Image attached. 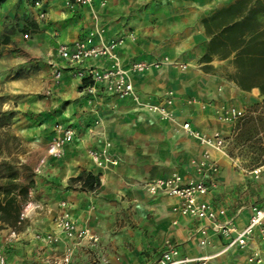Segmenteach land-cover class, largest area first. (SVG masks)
Returning a JSON list of instances; mask_svg holds the SVG:
<instances>
[{
    "label": "crops",
    "instance_id": "1",
    "mask_svg": "<svg viewBox=\"0 0 264 264\" xmlns=\"http://www.w3.org/2000/svg\"><path fill=\"white\" fill-rule=\"evenodd\" d=\"M30 1L0 0V81L5 82L0 95L15 102L12 110L31 118L28 127L35 136L26 144L31 151L18 159L19 165L31 168L36 175L31 186L39 200L35 204L42 208L36 214L41 215L33 222L31 210L26 219L41 230L26 235V230L20 229L25 219L15 230L17 238L7 243L11 229L0 227L5 264H53L66 248L73 249L71 243H60L53 245L58 257H52L49 250L39 253L48 245L36 236L56 232V222L54 226L52 220L62 199L79 228L99 235L102 254L110 264L152 262L159 257L164 239L176 244L182 257H211L206 264H250L247 258L252 251L259 252V264H264V242L257 231L243 248L233 246L223 251L235 232L223 237L210 230L207 222L174 214L176 199L148 196L142 187L148 180L173 174L185 181L194 180L195 167L207 153L217 164L218 173L216 188L205 199L225 211L217 221L232 219L235 231H241L251 209L264 205V178L254 180L251 174L236 170L226 154L198 144L179 126L188 122L203 134L217 132L229 138L233 126L219 121L217 110L230 103L243 109L257 101L255 90L241 91L218 73H204L193 57V61L186 59L202 39L200 19L237 0H93L91 6L74 11L66 8V0H34L39 2L37 7ZM19 30L28 35L27 41H21ZM117 38L122 43L115 57L123 68L133 62H155L164 57L189 65L186 70L166 64L142 74H130L138 103L157 104L171 94L172 104L167 111L173 112L176 122L160 120L140 110L136 101L107 96L101 89L88 95L74 75L75 68L56 57V48L61 44L86 41L88 46H96ZM53 63L63 66L57 84L52 78ZM113 63L105 57L89 62L98 68ZM98 120L96 132L89 135L87 130ZM57 124L71 127L74 138L65 146L62 158L55 160L48 151L45 155V143L50 135L54 136ZM102 133L112 143L118 164L103 172L102 191L94 200L97 211L89 213L87 197L67 188L71 178L98 172L86 150L102 145ZM44 156L48 157L39 160ZM28 198H32L30 192ZM202 226L207 228L203 247L198 244L202 237L197 233ZM142 251L147 252L148 260L142 259ZM80 253L81 248H77L70 264Z\"/></svg>",
    "mask_w": 264,
    "mask_h": 264
},
{
    "label": "built area",
    "instance_id": "2",
    "mask_svg": "<svg viewBox=\"0 0 264 264\" xmlns=\"http://www.w3.org/2000/svg\"><path fill=\"white\" fill-rule=\"evenodd\" d=\"M93 0H67L66 7L70 11L84 6H91ZM103 4V3H102ZM39 6V2H34V7ZM43 17V15H40ZM26 37V36H25ZM91 37V34L89 35ZM121 40L115 39L107 43L96 46H88L86 41H76L72 44H61L56 48V57L65 65L75 68L74 75L81 83V88L88 95H94L97 89H101L107 96H114L118 99H131L136 101V93L130 81V74H142L152 68H159L162 65L169 64V60L164 57L155 62H133L126 68H123L116 62L115 50L121 44ZM108 58L114 63L107 68L93 67L89 64L90 61L98 58ZM52 78L57 84L62 75L63 66L58 63L51 64ZM181 70L185 69L184 65H180ZM83 81L87 84L83 86ZM172 104L171 94H168L163 104L158 107H152V111L159 113L163 117H169L167 107ZM221 122L234 123L243 117V109L238 108L235 104L230 103L227 106L221 107L215 113ZM182 132L194 139L198 144L226 154V149L230 144L229 138H223L219 133L215 132L211 135L203 134L190 125L184 122L181 125ZM74 138V131L71 127L57 124L54 127V136L51 138L48 146L49 156L55 160L62 158L64 148L71 143ZM89 157L98 170L97 179L100 185V179L106 170L114 167L118 163V159L112 152V146L109 142H105L101 147L92 149L89 152ZM197 177L194 180L185 181L183 177L173 174L165 178H157L148 180L143 184V191L151 197L163 195L177 200V205L172 208V212L182 217L191 218L196 221L207 222L210 224V230L223 237H229L235 232V236L226 244L223 251L228 250L233 246L243 248L248 239H250L257 231L258 238L264 242V205L261 207H253L251 215L246 226L236 232L232 224V219L227 221H217L218 218L225 216V211L222 208H216L205 197L216 188V174L218 173L217 164L209 159L207 153L203 159L199 161L195 167ZM258 171H254L257 174ZM41 205L26 203L23 205L19 223L21 224L27 217L29 211H41ZM56 228L63 234L66 239H87L96 241V237L88 230L78 228L75 222L71 219L65 203L60 204V212L56 219ZM197 233L201 235L199 246L203 247L206 244L207 228L200 227ZM17 233L10 230L7 243L15 240ZM36 238L45 243L52 244L58 241L55 234L37 235ZM72 251L66 248L59 259L54 260L53 264H68ZM211 257H182L176 244L165 242L163 249L157 259L147 264H206ZM6 258L4 251L0 250V264H5ZM250 264H259L261 258L258 251H252L247 258Z\"/></svg>",
    "mask_w": 264,
    "mask_h": 264
},
{
    "label": "rangeland",
    "instance_id": "3",
    "mask_svg": "<svg viewBox=\"0 0 264 264\" xmlns=\"http://www.w3.org/2000/svg\"><path fill=\"white\" fill-rule=\"evenodd\" d=\"M66 2H65V6H66ZM29 3L31 5L33 4L34 6V0H31ZM217 11L219 10H215L214 12L200 19V26L202 28V39L199 40L197 48L189 52L191 53V56H189L186 59L192 60L191 57H193L194 61L198 64L199 68L204 73L207 74L218 73L223 77H225L226 80L231 81L241 91L250 92L251 90H255V92L257 93L256 95L257 101L250 106L243 107V111H244L243 117L235 121L234 123H229L232 124L233 131L229 137L230 144L226 149V155L231 160L234 168L242 172L243 174H251L253 179L257 180L260 178H264V95L261 94L260 90L257 87L245 89L238 86L237 80H239V78H242V80L243 79L249 80L252 78V75L247 72L245 73L239 72V69L237 68V65L235 63V53L229 55H219V56L216 55V41L213 44H210L212 35L209 36V33L207 31L208 29L206 28L207 26L206 23L210 20L212 16L216 15ZM215 25H216V18L214 22L209 21L210 31H215V27H214ZM18 33L21 41H27L28 35L25 34L23 30H19ZM166 58L169 60V65L171 66H175L179 68L180 65H184L185 66L184 70H186L189 67V65L185 62L179 63L171 60L168 57ZM2 76H4V74ZM4 88H5V82L0 81V91L3 92ZM164 101L165 98L160 100L159 103L157 104H144V103H138L137 101L136 104L139 105L138 107L140 108V110H143L148 114L157 116L160 120H166L168 122H176V118L173 112L169 111L170 114L169 117H163L159 113L152 111L151 109L152 107H158L161 104H163ZM12 103L10 97H5L4 95H0V157H6L14 163L16 171L19 175V179H18L19 183H21L22 186L28 187L27 198L23 205H25L26 203L35 204L39 202V200L35 198V191L32 190V186H28V184L30 182L32 184L33 177H35L36 175H34L31 172V168L29 169L28 167L19 165V159H18L19 157L24 158V156L27 155V152L31 151L29 148L27 149L26 144L28 141L30 143L34 139L35 135H32L30 131L32 129L28 127V124L31 122L30 116L27 113H20L18 110H14V109L12 110L11 109L12 105L13 107H16L15 102L12 101ZM182 123H180L179 126H181ZM96 125H99V120L94 123V126L92 128H89L87 130V133H89V135L94 134L96 132L95 131ZM12 137H16L17 140L16 141L12 140ZM102 139H103L102 145L105 142H109L112 146V143L108 139L103 137V133H102ZM50 141H51V135L48 138V141L45 143L46 146L45 155L47 154ZM90 150L92 149L89 148L86 150V155L89 159H90L89 157ZM47 157L46 156L40 157L39 160L42 159L45 160ZM254 171H258V173L254 174ZM93 175L96 176L97 173L95 172ZM101 188L102 186L99 185V187H97L94 191H82L78 188V186H75L70 183L67 189L77 194H82V195L84 194L88 199L86 202L87 212L94 213L97 211L94 200L96 197H99L102 191ZM29 192L32 194V198L30 199L28 198ZM62 202L65 203L71 219L75 221L74 218H72L71 216L67 202L62 199L55 207L56 216L52 220L53 225L56 222V219L59 215L58 211L60 209V204ZM33 213L35 218L32 216L30 217V219H32V221L35 222L34 220L36 218H39L41 213L36 214L37 211H34ZM20 229L21 230L25 229L26 230L25 232L27 233L26 235L33 234L34 232L41 230L37 226H35V223L29 224L27 219L25 221V225L21 226ZM82 229L88 230L87 228H82ZM55 230L56 232L53 233L58 237V241L56 243L47 244L48 247L46 248L39 249V253L42 252L46 253L45 250H49L51 252L50 255L52 257L54 256L58 257L59 253H57L58 251L55 248H53V245L54 244L59 245L60 243H63V245H65L66 243H71L73 249L71 250L72 254L68 264L71 263L72 258L74 257L75 250L77 248H81V253L76 256V260L74 261V264H110L109 258L105 257L102 254L99 235L93 234L91 233L90 230H88L91 234H93L96 237V241H91L87 239L72 240L66 238H65L66 240H64L63 234L58 229ZM165 242H171V241L170 239H164L162 241V244L164 245ZM24 243L27 244L28 242L25 241ZM141 256L144 261L148 260L149 258L147 252L145 253L142 251ZM115 260L117 262L119 258Z\"/></svg>",
    "mask_w": 264,
    "mask_h": 264
},
{
    "label": "trees",
    "instance_id": "4",
    "mask_svg": "<svg viewBox=\"0 0 264 264\" xmlns=\"http://www.w3.org/2000/svg\"><path fill=\"white\" fill-rule=\"evenodd\" d=\"M215 31H210L209 21ZM207 23L211 43L216 41V55L235 53V63L240 73H250L249 80H237L238 86L250 89L257 87L264 95V0H237L232 5L216 12ZM210 31V32H209ZM3 41H0V45ZM87 84L83 81V86ZM12 140L16 141L15 137ZM14 163L0 157V227L17 230L19 216L27 198V188L18 181ZM70 183L82 191H94L99 187L92 173H81ZM31 186V182L28 184Z\"/></svg>",
    "mask_w": 264,
    "mask_h": 264
}]
</instances>
